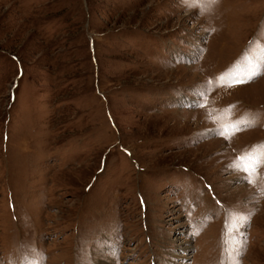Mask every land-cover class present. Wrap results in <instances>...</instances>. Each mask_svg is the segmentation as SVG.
<instances>
[{"label":"rangeland","instance_id":"obj_1","mask_svg":"<svg viewBox=\"0 0 264 264\" xmlns=\"http://www.w3.org/2000/svg\"><path fill=\"white\" fill-rule=\"evenodd\" d=\"M256 42L264 0H0V264H264Z\"/></svg>","mask_w":264,"mask_h":264},{"label":"snow or ice","instance_id":"obj_2","mask_svg":"<svg viewBox=\"0 0 264 264\" xmlns=\"http://www.w3.org/2000/svg\"><path fill=\"white\" fill-rule=\"evenodd\" d=\"M214 3L215 0H185V3L190 7L196 6V4L203 3ZM257 43L258 58H253L249 55H245L242 58L244 64L240 65L241 70L244 72L243 76H233L231 72L222 74L218 77L219 80H227L228 86H235L242 83H247L257 76L264 74V43ZM250 47H252L250 43ZM240 64V62H238ZM236 67V66H234ZM206 95V93H205ZM198 106V105H194ZM252 121H247L245 126H251ZM232 129V131H229ZM241 130V122H231L224 126L223 131L220 133L224 135L225 138H230L234 135L236 131ZM237 171L245 172L249 175H255L256 180L264 179V177L259 176V169L264 167V144L254 145L252 150L245 152L242 156L237 157L233 165ZM249 183H255L253 179L248 180ZM261 193L264 194V188H261ZM250 218V215H240L234 214L231 218L235 223L232 224L234 229L242 226ZM227 223V222H226ZM234 236L231 233L227 234V239L224 244V259L221 260V264H239L237 257L240 251L235 245L230 244L229 241L233 240ZM21 264H38L35 258L22 257Z\"/></svg>","mask_w":264,"mask_h":264}]
</instances>
